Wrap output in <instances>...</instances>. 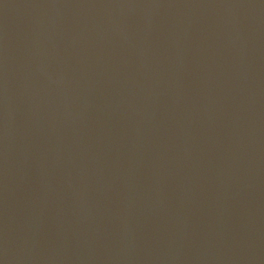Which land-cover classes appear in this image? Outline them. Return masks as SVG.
Listing matches in <instances>:
<instances>
[{
  "label": "water",
  "instance_id": "95a60500",
  "mask_svg": "<svg viewBox=\"0 0 264 264\" xmlns=\"http://www.w3.org/2000/svg\"><path fill=\"white\" fill-rule=\"evenodd\" d=\"M0 264H264V0H0Z\"/></svg>",
  "mask_w": 264,
  "mask_h": 264
}]
</instances>
